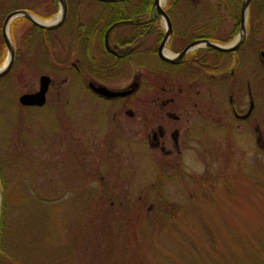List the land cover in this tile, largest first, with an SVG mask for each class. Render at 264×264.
I'll return each mask as SVG.
<instances>
[{"label": "rangeland", "instance_id": "rangeland-1", "mask_svg": "<svg viewBox=\"0 0 264 264\" xmlns=\"http://www.w3.org/2000/svg\"><path fill=\"white\" fill-rule=\"evenodd\" d=\"M174 1L163 9L178 31H201L205 21L217 29L243 2ZM92 3L69 0L68 22L50 35L17 21L8 30L18 58L0 79V264H264L263 63L254 85L261 140L245 124L223 130L227 96L203 83L179 101L193 111L194 148L176 167L139 142L143 131L125 114L141 113L142 94L125 104L84 91L72 65L75 16L80 7L91 21ZM17 4L48 23L61 10L54 0H0V69L8 60L1 27ZM250 9L264 48V6ZM43 75L53 80L46 106H21Z\"/></svg>", "mask_w": 264, "mask_h": 264}, {"label": "flooded vegetation", "instance_id": "flooded-vegetation-1", "mask_svg": "<svg viewBox=\"0 0 264 264\" xmlns=\"http://www.w3.org/2000/svg\"><path fill=\"white\" fill-rule=\"evenodd\" d=\"M66 1L68 18L59 29L42 30L24 17H15L9 25V30L15 21L29 28L40 29L47 35L61 30L70 17L69 0ZM91 1L94 3L92 8L96 13H100L92 15L91 21L83 22L81 8H78L75 20L81 25L77 27L78 44L76 43L77 52L75 62L72 63L73 68L84 91L94 99L126 104L142 94L141 113L136 115L131 110H125V114L134 125L142 129L143 133L138 132L141 138L139 142L146 148L152 149L164 160H175L176 167H181L194 148V117L193 111L186 109L185 104L183 106L179 101H183L185 97L190 101V96L193 97L194 93L198 95L200 86L208 82L220 84L227 96L219 118L220 127L227 131L232 123H237L238 126L245 124L254 128L261 140L255 119L254 85L258 80L259 60L264 65V48H260L263 41L259 40L258 31L254 29L249 14L244 32V0L239 14L225 15L232 21L231 29H227L225 25L226 18L221 17L218 30L217 24L205 21L201 31H178L174 29L171 15L165 10L172 23V34L167 40V29L164 31L162 27L164 19L154 8L155 0L150 15L142 14L129 22H111L110 16L104 14L107 9L102 4L104 2ZM17 11H26L37 16L34 8L17 4L14 9L8 10L5 19ZM5 19L1 27L2 35ZM199 41H208L223 47L239 42V46L235 51L221 52L200 45L182 56L188 47ZM46 42L50 44L51 39L48 38ZM15 50L17 60L16 47ZM162 56L175 62H167ZM52 84L53 80L51 86ZM91 85L103 86L116 93L130 90H133V93L123 98L107 99L97 94Z\"/></svg>", "mask_w": 264, "mask_h": 264}, {"label": "water", "instance_id": "water-1", "mask_svg": "<svg viewBox=\"0 0 264 264\" xmlns=\"http://www.w3.org/2000/svg\"><path fill=\"white\" fill-rule=\"evenodd\" d=\"M97 1L104 2V3H117V2H121V1H125V0H97ZM161 1L162 0H155L154 8L156 9L157 14L159 16H162L163 19L165 20L166 24H167V34H166V40H167L170 37V35L172 34V23L170 21V17L168 16V14L163 9V7L161 5ZM252 1L253 0H244L243 5H242V19H243L242 22H243L244 32H245V26H246L247 17H248V11H249V8H250ZM58 2L60 4V8H61L60 14L55 18V20H53L52 22H49V23L42 21L41 19H39L35 15L27 13L26 11H17V12L10 14L9 16H7V18L5 19V22H4V26H3V38H4V41H5L7 50H8V60H7L6 64L0 69V79L6 77L12 71V69L15 65V61H16V50H15L14 44L11 41L9 34H8L9 25H10L11 21L15 17H24L25 19L30 21L32 24H34L36 27H38L42 30H47V31L57 30L61 26L64 25V23L66 22V20L68 18L67 1L66 0H58ZM164 44H163V46H164ZM200 45H204V46L206 45L208 47H211V48L218 50V51H221V52H232L238 48L239 42H237L233 46L223 47V46H218L216 44L210 43L208 41H199V42H195L190 47H188L187 50L182 54V56L185 55V53L188 50L194 49ZM162 58L165 61L170 62V63L175 62L173 59L168 58V57L162 56ZM51 83H52V79L49 76H42L40 78V81H39V84H40L39 91L36 93H32V94L22 95L19 98L20 105L23 107H26V108H43V107H45V105L47 103V95H48ZM91 87L95 90V92L97 94H99L100 96H103L104 98H107V99L123 98V97L131 95L133 93V90H130L127 92H122V93L121 92L116 93V92L109 90L106 87H103V86L94 87L93 85H91ZM1 211H2V186H1V181H0V222H1Z\"/></svg>", "mask_w": 264, "mask_h": 264}, {"label": "trees", "instance_id": "trees-1", "mask_svg": "<svg viewBox=\"0 0 264 264\" xmlns=\"http://www.w3.org/2000/svg\"><path fill=\"white\" fill-rule=\"evenodd\" d=\"M54 1L56 2V0ZM153 2L154 0H125L117 3H102V4L107 8L104 14L110 16L111 22H115L119 20H128L129 22L132 21L131 19H134L142 14L150 15L152 13ZM176 3L177 1L170 3V6H173ZM252 4L253 7L263 8L264 0H254ZM167 11L169 12V10ZM262 13H264V11H262ZM35 30L43 32L37 28H35Z\"/></svg>", "mask_w": 264, "mask_h": 264}, {"label": "bare ground", "instance_id": "bare-ground-1", "mask_svg": "<svg viewBox=\"0 0 264 264\" xmlns=\"http://www.w3.org/2000/svg\"><path fill=\"white\" fill-rule=\"evenodd\" d=\"M164 4H166V0L161 1V5L164 6Z\"/></svg>", "mask_w": 264, "mask_h": 264}]
</instances>
